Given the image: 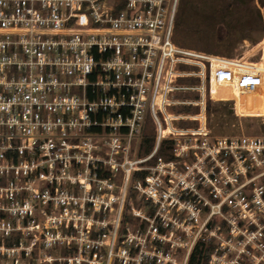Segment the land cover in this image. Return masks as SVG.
<instances>
[{"label": "built area", "instance_id": "obj_1", "mask_svg": "<svg viewBox=\"0 0 264 264\" xmlns=\"http://www.w3.org/2000/svg\"><path fill=\"white\" fill-rule=\"evenodd\" d=\"M178 1L0 0V264H264V136L207 122L264 60L178 45Z\"/></svg>", "mask_w": 264, "mask_h": 264}, {"label": "rangeland", "instance_id": "obj_2", "mask_svg": "<svg viewBox=\"0 0 264 264\" xmlns=\"http://www.w3.org/2000/svg\"><path fill=\"white\" fill-rule=\"evenodd\" d=\"M191 1L194 7L179 9L177 5L175 19L178 17L181 24L177 26L174 22V41L178 45L221 57L260 62L262 65L264 33L256 28L254 19L256 10L259 9L262 14L263 9L257 0L241 4L235 0ZM245 21L249 23L246 26L243 25ZM221 100L231 99L211 98L208 101L207 122L213 135L243 133L264 136V118L244 115L236 117L232 111V102Z\"/></svg>", "mask_w": 264, "mask_h": 264}, {"label": "trees", "instance_id": "obj_3", "mask_svg": "<svg viewBox=\"0 0 264 264\" xmlns=\"http://www.w3.org/2000/svg\"><path fill=\"white\" fill-rule=\"evenodd\" d=\"M237 3H244L246 1L254 2V0H235ZM257 3L260 8L263 9L262 14L260 13V10H256V18L255 24L256 28L260 29L261 32L264 33V0H257ZM179 9L181 8H187V7H194L193 2L191 0H179ZM175 24L177 26H180V21L175 19ZM249 23L247 21L243 22V25H248ZM236 93L229 89L228 87L224 86H218L213 89L212 97L216 99H234V96ZM262 89L259 93H256L251 98H249L245 105H243L241 102L238 101L237 103V113L239 115L244 116H260L263 115V102H262ZM250 100V107L248 106V101ZM208 112V107H207ZM154 143V132L153 131H147L143 137V144H142V150L145 154L149 153L153 147ZM167 144V142H163L162 145V151H164V146ZM204 259V256L202 255V251H200L199 248H197L191 258L190 264H200L202 260Z\"/></svg>", "mask_w": 264, "mask_h": 264}]
</instances>
